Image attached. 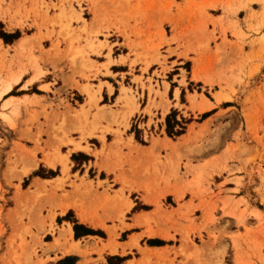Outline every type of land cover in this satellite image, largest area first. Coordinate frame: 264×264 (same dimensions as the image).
I'll use <instances>...</instances> for the list:
<instances>
[{"label": "rangeland", "instance_id": "rangeland-1", "mask_svg": "<svg viewBox=\"0 0 264 264\" xmlns=\"http://www.w3.org/2000/svg\"><path fill=\"white\" fill-rule=\"evenodd\" d=\"M15 79L0 98V264H47L65 221L77 239L106 238L62 207L76 205L80 174L106 169L85 163L124 152L135 171L127 188L160 165V182L168 187L171 174L195 189L206 213L168 212L157 198L159 222L147 225L170 250L144 264L179 256L180 264H264V0H0V93ZM169 86L171 102L161 91ZM168 118L184 134L169 136ZM160 139H170L164 151L178 158L175 170L170 154L163 163ZM196 157L208 167L193 176ZM136 196L132 212L151 209ZM85 245L100 256L89 263L102 261L104 246Z\"/></svg>", "mask_w": 264, "mask_h": 264}, {"label": "crops", "instance_id": "crops-1", "mask_svg": "<svg viewBox=\"0 0 264 264\" xmlns=\"http://www.w3.org/2000/svg\"><path fill=\"white\" fill-rule=\"evenodd\" d=\"M9 28V26L7 27ZM133 31V30H131ZM141 31L148 33L146 28H141ZM131 35L135 36L134 33ZM135 37H133L134 39ZM136 39V38H135ZM134 39V41H136ZM148 36L144 38V43H147ZM115 66V65H113ZM70 78V76H69ZM46 86V85H43ZM170 102V86L168 88L161 87V91ZM176 99L172 100L171 108H175ZM91 140V139H90ZM99 141V139H97ZM116 140V139H113ZM124 141H129L130 139H122ZM135 140V139H134ZM167 140L170 139H160V156L164 157L163 163L165 164L166 155L170 154L171 157L169 159H173L172 169H174L176 165V160L178 159L173 154L168 151H164V144ZM89 141V140H88ZM134 142V141H133ZM101 147L102 143L99 141ZM100 148H97L100 151ZM150 147V146H149ZM116 148V147H115ZM107 149L105 150V154L107 153ZM80 153L76 154L79 155ZM127 152H124L123 155H119V157H115L114 155L109 156V158L104 155L101 157L95 158L94 155L87 154L91 157H94L95 161L92 160L89 164L85 163L84 166L88 168L90 164L103 165L106 169H100L94 167L95 176L92 178L89 175V172L85 170L82 174H80L81 178H84L85 185H81L79 195L76 193L78 197V201L76 200V204H81L82 208L85 209V213L91 217V221H99L100 224L106 225L108 228L115 230L116 237L114 238V242L112 245H115V252L112 253L110 248H108L111 237L108 235L107 231L103 228L102 225L97 227L91 225L90 222L82 220L74 210L77 215V222L79 225H84L90 230H102L106 233V238H101L99 236L93 234H86L80 239H77L75 236V232L73 229V224L70 222H63L65 225H69V228L72 232V241H68L66 245L62 247H52L49 252L50 262L47 264H55L58 261L66 258V257H77L78 260L75 264H91L90 260H98L100 256L96 253L94 247L85 245L87 243H91L92 245L97 244L98 248H102V246H107L105 248V252L103 254V259L98 264H109L108 257H119L124 258L122 262L115 264H144L146 262L147 256L151 253L161 252L162 250L165 252H169L170 246H162L161 242H168L170 239L166 238V236L161 235L154 224L147 225L145 224V220L143 218L149 217L150 220H154V222H159L158 216L155 215L157 212V206L155 204V200L161 197V204L163 205V209L168 212L181 210L182 213L186 214L187 217L199 218L197 212L200 211L197 206L201 205L202 202L199 196L194 197L193 191L195 189H185V185L182 181H180L179 186L176 184V179L171 174H168L169 178V186L167 187L165 183L160 182V176L163 170L160 169V165H157L159 173H154L152 169H149L148 175L137 178V184L134 189H129L125 186L124 182L128 181L129 178L134 175L135 171H131V167L129 166L130 157L127 155ZM72 155V154H71ZM160 158V159H161ZM198 162L193 164V176L201 173L203 170L207 169V162L205 159H201L200 157H196ZM90 169V167H89ZM134 170V169H133ZM164 175L165 172L163 171ZM217 174V173H213ZM212 174V177L215 175ZM192 176V177H193ZM188 177L187 182L193 180V178ZM110 180V185L113 186V189L108 190L105 184L106 181ZM92 182V186H88V184ZM186 183V182H185ZM183 185V186H182ZM178 186V187H177ZM89 188V189H88ZM206 188V185L204 186ZM213 191V188L211 186ZM204 190V189H198ZM197 190V192H198ZM176 191H178L176 193ZM69 192H74L73 189H70ZM174 192V193H173ZM196 192V193H197ZM137 195L136 198L139 200V204L143 206H151L150 210H136L134 212L133 209L137 205L135 203L133 196ZM179 195V196H178ZM205 195V194H204ZM123 196V197H121ZM118 197V198H117ZM123 198V199H120ZM182 197V198H180ZM206 199L207 196L205 195ZM169 198H173L175 205L168 206L166 201ZM130 203V208L127 209L126 206ZM125 203V204H124ZM127 203V205H126ZM124 204V205H123ZM124 206V207H123ZM194 206V208H192ZM82 209V210H83ZM127 209V210H126ZM69 210H73L69 208ZM68 210V211H69ZM67 211V212H68ZM84 211V210H83ZM124 212V215L122 213ZM203 217H206V213L204 211H200ZM205 214H204V213ZM60 215V214H59ZM63 216V215H61ZM175 218H179V215L175 216ZM200 219V218H199ZM64 226V225H63ZM148 227H151L153 231H155L154 235H148ZM68 227H65L67 229ZM58 235L55 236V238ZM125 236V238H123ZM55 241V240H54ZM54 241L50 242L54 244ZM63 242V240L61 241ZM80 243L78 249L74 248L72 251L66 250L72 245ZM84 245V246H83ZM83 250L82 248L86 249ZM61 248V249H60ZM66 249V250H64ZM131 255V256H130ZM171 257H173L171 255ZM116 261V260H115ZM187 263V258L179 256L175 261V264ZM189 264H193L192 261L188 262ZM151 264H157V260H153Z\"/></svg>", "mask_w": 264, "mask_h": 264}, {"label": "bare ground", "instance_id": "bare-ground-1", "mask_svg": "<svg viewBox=\"0 0 264 264\" xmlns=\"http://www.w3.org/2000/svg\"><path fill=\"white\" fill-rule=\"evenodd\" d=\"M199 65V64H198ZM195 77L196 78H198L199 77V75H198V72H197V70L195 71ZM17 82V79H15V80H13L12 82H10V83H8L7 84V86H6V88H5V90H3L1 93H0V98H2V96L3 95H5V94H9V92L11 91V89H12V87H13V83H16ZM93 94V93H92ZM95 96V95H94ZM89 98H90V100H89V103H88V105H90V104H92L93 103V97L91 96V95H89ZM83 108H84V106H82ZM82 108V109H83ZM82 111H84V110H82ZM85 115V114H84ZM84 117V116H83ZM5 120H9V118L6 116L5 117ZM73 144V146H74V149H73V151H80V152H83V153H86V154H90V148L88 147V146H84V145H82V143H72ZM61 162V161H60ZM51 167H54L53 166V164H49ZM62 173L64 174V175H66L67 173H68V171H67V169H66V165H65V163H63L62 164ZM61 177L60 178H57V179H55V181H61ZM91 183V182H90ZM76 186V185H75ZM89 189V188H88ZM174 193V192H173ZM118 198V197H117ZM129 203V202H128ZM125 204V203H124ZM123 204V205H124ZM126 205H127V203H126ZM124 207V206H123ZM127 207V209L128 208H130V203L128 204V206H126ZM68 208H73V209H75L76 211H77V214H78V216L82 219V220H84V221H87V222H90L91 223V225H93V226H95V227H97V226H99V225H102L103 226V228L107 231V233H108V235L111 237V239H110V243H109V246H108V248H110V251L112 252V253H114L115 252V245H112V243L114 242V238H115V236H116V234H115V230H111V228L109 227H106L104 224H100V222L99 221H91V217L90 216H88L86 213H85V211H83L82 210V208H81V205H75V204H69V205H66L64 208L62 207V213H65L66 211H67V209ZM144 220H145V223L147 224V221L149 222L150 220V218L149 217H146V218H143ZM149 235L150 236H152V235H154V233H149ZM63 240V242H60V241H62ZM72 241V232H71V229L68 227L67 229H62L61 231H60V233H59V237H58V239L56 240V244H55V246H57V245H59V243H61V245L62 246H64V245H66V242H68V241ZM80 247V243H76V244H72L67 250L66 249H64V250H66V252L67 251H72L74 248H79ZM105 248H107V246H104V248H103V250H105ZM153 254H155V253H153ZM159 254V252H157V255ZM151 256V255H150Z\"/></svg>", "mask_w": 264, "mask_h": 264}, {"label": "trees", "instance_id": "trees-1", "mask_svg": "<svg viewBox=\"0 0 264 264\" xmlns=\"http://www.w3.org/2000/svg\"><path fill=\"white\" fill-rule=\"evenodd\" d=\"M176 125L179 127L178 130L175 129ZM184 132H185V127L183 126L182 123L174 121V123L171 124L170 119L168 118L167 133L169 136H181L182 134H184ZM87 234L90 235V234H93V232L87 231ZM75 236H76V238L79 237L78 227H75ZM66 261H68V260L60 261L58 264H65ZM71 264H73V263H71Z\"/></svg>", "mask_w": 264, "mask_h": 264}]
</instances>
